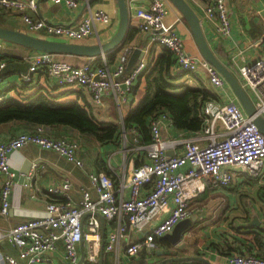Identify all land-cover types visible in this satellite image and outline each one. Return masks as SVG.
Segmentation results:
<instances>
[{
	"label": "built area",
	"instance_id": "built-area-1",
	"mask_svg": "<svg viewBox=\"0 0 264 264\" xmlns=\"http://www.w3.org/2000/svg\"><path fill=\"white\" fill-rule=\"evenodd\" d=\"M37 1L0 0V9L20 14L29 32L47 27L52 34L71 41L89 36L96 22L108 24L110 21L106 12L89 9L77 25H47L44 20H33L25 13L27 10L36 11ZM81 1L51 0L53 4H61L68 9L76 8ZM149 1L148 9L137 8L133 13L137 19L136 29L149 34V43L141 49L129 70L126 64L133 51L129 45H123L118 50L112 70L105 65L104 55L101 56V64L72 65L58 59L57 55L35 51L28 60L27 69L19 74L20 82L31 83L33 74L43 69L59 86L86 90L93 104L100 105L105 95L112 94L119 107L126 101L124 93L131 90L147 63L149 46L157 44L169 49L176 69L183 72L188 84L196 79L197 70L201 68L209 84L214 89L223 90L227 83L219 72L204 59L197 60L189 55L182 39L165 26L168 1ZM202 10L205 18L212 22L215 32L222 38H229L231 21L225 0L203 2ZM258 41L253 46H257ZM2 42L0 40V50ZM4 68L5 63L0 59V81ZM235 77L253 98V116L264 118V55L257 57L252 64L238 66ZM202 115L203 126L199 131L178 138L161 135V120L167 118L166 115L149 121L150 141L141 146L148 161L129 167L126 197L104 172L89 174L88 185L81 190L77 203L70 199L69 180L48 184V200L40 216L17 223L6 232L0 231V241L5 240L18 251L17 257L4 255L5 264H40L58 242L63 245L66 263L77 264L81 239L86 244L83 264H97L102 235L96 213L105 221L116 220V226L106 234L103 251L119 249L127 231L132 230L141 233V237L128 242L124 253L135 257L142 250L152 252L162 236L170 233L176 223L192 215L191 203L202 193L227 187L234 175L245 174L256 178L264 172V134L253 123V116L245 114L234 101L219 103L213 99L204 102ZM29 144L53 151L76 167L83 165L76 141L51 138L43 133L41 125L0 141V220L7 215L9 196L16 178V172L10 169L9 154ZM178 149L180 152L175 154ZM168 152L173 155H168ZM226 264H264V254L262 257L230 256L226 258Z\"/></svg>",
	"mask_w": 264,
	"mask_h": 264
},
{
	"label": "crops",
	"instance_id": "crops-1",
	"mask_svg": "<svg viewBox=\"0 0 264 264\" xmlns=\"http://www.w3.org/2000/svg\"><path fill=\"white\" fill-rule=\"evenodd\" d=\"M186 1L197 14L202 33L210 49L234 76L235 69L238 66L252 64L257 57L264 55V0H225V6L231 21L229 38L220 37L215 32L212 22L205 18L202 10L204 1ZM127 4L129 8V28L126 37L128 40L125 45L141 50L148 45L149 34L136 29L137 19L133 16V13L137 8L148 9L150 1L127 0ZM89 9L91 11L102 10L106 12L110 16V21L108 24L96 22L92 33L78 42L56 36L47 27H43L36 32H29L22 16L10 10L0 9V26L50 40L88 45L108 41L116 33L119 25L116 0H82L74 9H68L61 4H53L51 0H38L36 11L27 10L25 13L33 20H44L47 25H77L87 15ZM164 24L182 39L184 49L189 55L197 60L201 58L185 20L169 2ZM255 41L259 42L257 46H253ZM151 49L152 53H158L160 47L154 45ZM34 52L32 49L14 43L2 42L0 59L5 63V68L0 81V101L14 98L24 102L38 90L48 92L51 96H58L57 100L60 101L74 100L78 97V94H82L90 103L98 120L117 122L121 131L123 130L122 118L125 112L136 103V95L133 96L131 91L125 92L126 101L118 107L112 94H107L103 97L100 105H95L86 90L73 86H59L43 69L33 74L31 83L23 84L19 80V74L27 69L28 60ZM56 57L72 65H82L89 62L102 63L101 56L87 58L62 54ZM117 57L118 50L104 55L105 65L109 70L114 69ZM175 72L180 73L181 76L172 81L174 85L202 86L212 94L211 99L219 103L234 101L239 105L228 85L223 90L214 89L209 84L206 74L201 68L197 70L196 79H193L189 84L185 81L186 78L183 72H178L176 69V64L172 68V73ZM246 94L253 102L250 94L248 92ZM36 126L20 122L1 124L0 141H5L19 132L31 131ZM41 126L43 133L51 138H65L76 141L79 146L78 156L81 158L83 165L82 167H76L55 152L31 144L11 152L9 154V165L10 169L16 172V178L9 196L7 215L0 220V231L2 232H6L17 223L42 214L48 200L46 187L52 182L69 180L71 184L70 199L73 203H77L81 190L88 185L89 174L104 172L111 177L115 188H118V191L126 197L128 194L126 177L129 167L138 166L135 165L136 162H139L140 165L148 161L146 151L141 148L144 145L139 144L137 141L135 130H128L126 133L121 132L117 144H99L86 140L77 130L71 127L63 125ZM161 135L167 138H178L181 135L191 136V134L174 129L168 118L161 120ZM179 152V149L174 151L175 154ZM24 161H29L31 166L28 174L24 176L22 183H20L19 169ZM142 191L146 192L145 189ZM191 209L192 215L196 216V220L190 228L182 233L181 239L176 245H180V242L184 241L191 232L195 234V232L201 231L204 238L203 243H206V246L196 252L201 253L202 257L207 258L211 264H226V258L230 256H263L264 172L256 178L245 174L234 175L227 187L202 193L191 203ZM115 226L116 220H103L101 228L104 231V240H106V234ZM138 234L141 233L128 230L125 238L119 243V249L107 252L112 257V264L115 260L117 264L129 262L132 257H128L124 253V246L130 241L139 239L141 235L138 236ZM161 241L152 252L142 250L147 255V261L152 257L150 254L153 255L157 250H169L170 255H163L164 257L196 256L188 248L181 249L183 253L175 255L171 253L173 251L171 249L172 245H163ZM80 248L85 252V242L81 246L78 244L79 254L81 252ZM6 254L17 257L18 251L5 240H1L0 264H5L3 256ZM164 257L161 259H164ZM40 264H67L63 255L62 243L58 242L56 248L47 253L45 260Z\"/></svg>",
	"mask_w": 264,
	"mask_h": 264
},
{
	"label": "trees",
	"instance_id": "trees-1",
	"mask_svg": "<svg viewBox=\"0 0 264 264\" xmlns=\"http://www.w3.org/2000/svg\"><path fill=\"white\" fill-rule=\"evenodd\" d=\"M127 40L128 38L125 43ZM154 45L157 44L150 46ZM158 46V53H152L151 47L148 48L147 63L131 87L130 91L133 96L136 95L137 101L122 118V131L117 122L98 120L90 103L82 94H78L74 100L60 101L57 100L58 96H51L48 92L39 90L24 102L14 98L1 100L0 125L9 122L43 126L63 125L77 130L91 143L99 144H117L121 132L135 130L139 144L146 145L150 141L149 121L166 115L174 129L187 134L195 133L203 126L202 108L204 102L212 98V94L202 86L174 85L172 81L181 74L172 73L175 60L169 49ZM135 165H139V162ZM161 244L170 246L163 240ZM193 255L202 256L197 252ZM146 258L147 255L142 251L136 258H130L126 264L154 263L148 262ZM102 264H112L111 255L104 251ZM165 264L204 263L190 261Z\"/></svg>",
	"mask_w": 264,
	"mask_h": 264
},
{
	"label": "water",
	"instance_id": "water-1",
	"mask_svg": "<svg viewBox=\"0 0 264 264\" xmlns=\"http://www.w3.org/2000/svg\"><path fill=\"white\" fill-rule=\"evenodd\" d=\"M182 16L185 20L187 26L189 27L195 45L199 51L202 59H204L209 65L213 66L219 74L224 78L227 85L235 95L239 105L243 111L248 116H253L255 109L245 90L241 87L239 82L233 73L215 56L213 51L207 44L205 37L202 33L200 20L194 10L190 7L186 0H167ZM119 12V25L116 33L106 42L96 43L92 45L66 42L59 40H50L45 38H40L31 34H27L18 30L1 27L0 26V40L5 42L14 43L25 48L32 49L37 52L51 53L54 55H74L87 58L100 57L102 55L108 54L114 50H119L126 41L127 32L129 28V8L127 0H116ZM140 48H134L131 52L126 69L129 70L140 55ZM253 123L258 127V129L264 134V118L259 115H255L252 118ZM171 155V152L167 153ZM31 163L29 161H24L19 169V182L22 183L24 176L28 174ZM101 224H103V217L96 213L95 214ZM196 220V216L192 215L186 219H183L176 223L173 230L170 233L162 236L160 240L168 242L170 245H176L184 231L191 227L192 223ZM102 240L99 253V259L97 264H102L103 258V243H104V231L101 228ZM141 234H138L140 236ZM83 241L80 240L79 244L82 245ZM80 258L77 264H83L84 251L80 248ZM156 255H170L169 250H157ZM200 261L204 264H211L207 258L202 256H171L161 259L153 264H165L170 262H181V261Z\"/></svg>",
	"mask_w": 264,
	"mask_h": 264
},
{
	"label": "rangeland",
	"instance_id": "rangeland-1",
	"mask_svg": "<svg viewBox=\"0 0 264 264\" xmlns=\"http://www.w3.org/2000/svg\"><path fill=\"white\" fill-rule=\"evenodd\" d=\"M83 39L81 40H76L77 42L78 41H82ZM203 234L201 231H197L195 232V234H193L192 232L189 234V236L186 237V239L182 242H180V245H174L172 246V252L171 253H174L175 255H178V254H181L183 253V249L184 248H188V250H191L193 253H195L196 251H199L201 248L205 247L206 246V243H203ZM182 249V250H181ZM150 256H152L150 258V260L148 262H151V263H155V261H159L162 257H164L163 255H156L155 253H153V255L150 254ZM113 264H117V261L115 260V262H113Z\"/></svg>",
	"mask_w": 264,
	"mask_h": 264
},
{
	"label": "flooded vegetation",
	"instance_id": "flooded-vegetation-1",
	"mask_svg": "<svg viewBox=\"0 0 264 264\" xmlns=\"http://www.w3.org/2000/svg\"><path fill=\"white\" fill-rule=\"evenodd\" d=\"M165 257H166V256H165ZM165 257H164V258H165Z\"/></svg>",
	"mask_w": 264,
	"mask_h": 264
}]
</instances>
